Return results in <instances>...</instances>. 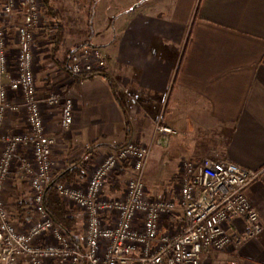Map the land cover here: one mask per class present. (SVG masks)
<instances>
[{
	"label": "crops",
	"instance_id": "0c3cea01",
	"mask_svg": "<svg viewBox=\"0 0 264 264\" xmlns=\"http://www.w3.org/2000/svg\"><path fill=\"white\" fill-rule=\"evenodd\" d=\"M51 6L53 14L45 12L46 24L37 34L38 88L61 90L76 104L67 126L62 105L44 108L46 128L57 139L56 174L88 150L91 163L129 139L151 142L162 120L178 129L173 138L182 137L176 149L190 152L174 165L169 184L176 183L184 159L204 155L260 171L248 194L262 230L245 236L247 222L235 216L227 226L241 235L240 242L205 251L201 264H264V0H51ZM26 20L22 6L4 25L15 31ZM78 45L99 47L105 68L85 78L72 73L70 56ZM124 109L133 123L129 136ZM178 119L186 122L182 129L174 124ZM189 122L196 131L187 144ZM6 124L12 130L29 129L23 112L12 113ZM165 147L154 145L144 170L155 189L164 175L159 161ZM133 174L127 167L114 178L123 187ZM8 182L6 197L15 218L30 219L28 177L14 173ZM114 185H106L112 194L120 190ZM74 211L84 228L85 212Z\"/></svg>",
	"mask_w": 264,
	"mask_h": 264
},
{
	"label": "built area",
	"instance_id": "2783aa9c",
	"mask_svg": "<svg viewBox=\"0 0 264 264\" xmlns=\"http://www.w3.org/2000/svg\"><path fill=\"white\" fill-rule=\"evenodd\" d=\"M22 6L27 20L12 31L4 20ZM46 20L43 0H0V264H201L205 251L240 242L241 235L227 226L235 216L245 218V236L260 233L259 212L248 194L259 170L210 155L186 158L172 189L151 193L144 170L153 147L168 146L179 132L162 120L151 142L129 139L89 163L83 179L55 184L67 203L85 212L81 243L66 233L45 204L59 164L44 108L62 105L67 126L76 104L61 90L38 88L37 34ZM105 66L95 45L78 47L70 56L74 74L101 72ZM14 112L25 114L27 131L8 127ZM127 167L134 174L109 194L108 180ZM14 173L27 176L31 185L34 215L27 220L15 218L6 197Z\"/></svg>",
	"mask_w": 264,
	"mask_h": 264
},
{
	"label": "trees",
	"instance_id": "16d2710c",
	"mask_svg": "<svg viewBox=\"0 0 264 264\" xmlns=\"http://www.w3.org/2000/svg\"><path fill=\"white\" fill-rule=\"evenodd\" d=\"M43 2H44V12L52 15L53 10L51 6V0H43ZM60 34H62L61 29H59L58 31V35ZM56 42H59V40ZM73 51L71 52V54L73 53ZM180 67H181V63L179 69ZM76 75L79 78H85L92 76L93 73H80ZM124 115L126 120V133L129 136L133 132V123H132V119L130 118V116L128 115L125 109H124ZM88 154H89V150L86 151V153L83 156L75 159L64 170H62L57 174L55 173L54 178L51 182V186L47 188L46 196H45L46 207L53 215L56 222L63 227L66 233H68L73 239H75L79 243H81L82 241V236L79 234V230L77 227V224L79 223L78 218L75 215L74 209L70 208L66 200L58 193V191L55 188V184L57 182L75 181L77 178L84 176V169L90 160L89 158H87ZM114 186L116 187L115 188L116 190L121 189L122 188L121 181L116 180Z\"/></svg>",
	"mask_w": 264,
	"mask_h": 264
},
{
	"label": "rangeland",
	"instance_id": "374dc122",
	"mask_svg": "<svg viewBox=\"0 0 264 264\" xmlns=\"http://www.w3.org/2000/svg\"><path fill=\"white\" fill-rule=\"evenodd\" d=\"M176 96L177 94H174L173 95V98H172V101H174L176 99ZM178 113H185V112H182V111H178ZM174 124L180 129H182V127L186 124V122L183 121V119H178L176 121H174ZM191 127V123L189 122V136H186L185 138V142H187V144H189L188 142L191 141V139L193 138L194 134H195V131L196 129H192L190 128ZM179 136H182V135H179ZM182 137H178L177 139L176 138H173L171 144L167 147L164 148V151H163V156L162 158L160 159L159 161V166L163 167L164 168V175L161 176L159 182H158V187L159 188H154L150 183H149V186H150V189H151V193L153 195H160L165 189L166 190H171L172 189V184H169V182L172 180L171 178L173 177L176 169H175V166L181 159L183 156L185 155H189L190 152L189 150L185 149V153H183L182 151H179L177 150V146H178V142L181 140ZM177 142V143H176ZM177 144V145H176ZM181 148L184 149L183 146H180ZM187 148V146H186ZM210 156H216V155H210ZM218 157V156H216ZM116 180H118L117 178H110L108 181L110 182L111 186L114 185V183L116 182ZM120 180V179H119ZM168 188V189H167ZM108 190V193L109 194H112L113 192L112 191H109V188L107 189ZM165 190V191H166ZM157 193V194H156ZM69 207L70 208H75L73 207L71 204H69ZM77 227H78V230H79V234L81 236H83V226H82V223L81 225L79 226V223L77 224Z\"/></svg>",
	"mask_w": 264,
	"mask_h": 264
},
{
	"label": "water",
	"instance_id": "95a60500",
	"mask_svg": "<svg viewBox=\"0 0 264 264\" xmlns=\"http://www.w3.org/2000/svg\"><path fill=\"white\" fill-rule=\"evenodd\" d=\"M51 186V184H49L48 188Z\"/></svg>",
	"mask_w": 264,
	"mask_h": 264
}]
</instances>
